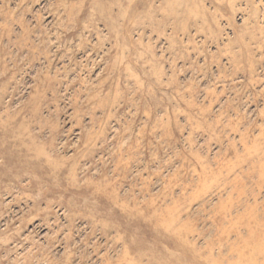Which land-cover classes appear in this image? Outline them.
Here are the masks:
<instances>
[{
    "label": "rangeland",
    "instance_id": "374dc122",
    "mask_svg": "<svg viewBox=\"0 0 264 264\" xmlns=\"http://www.w3.org/2000/svg\"><path fill=\"white\" fill-rule=\"evenodd\" d=\"M0 264H264V0H0Z\"/></svg>",
    "mask_w": 264,
    "mask_h": 264
}]
</instances>
